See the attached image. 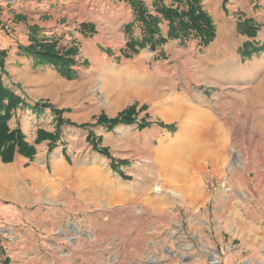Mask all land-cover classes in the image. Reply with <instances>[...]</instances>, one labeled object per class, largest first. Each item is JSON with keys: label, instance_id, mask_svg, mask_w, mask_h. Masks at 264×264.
<instances>
[{"label": "rangeland", "instance_id": "374dc122", "mask_svg": "<svg viewBox=\"0 0 264 264\" xmlns=\"http://www.w3.org/2000/svg\"><path fill=\"white\" fill-rule=\"evenodd\" d=\"M201 1L217 26V39L207 48L200 50L196 40L186 45L173 40L160 50L140 51L153 93L146 105L134 101L126 108L136 104L137 121L155 124L159 134L148 138L136 123L125 135H106L102 143L118 166L115 170L109 158L111 168L122 171L131 185L132 201L101 210L55 209L52 216L30 207L18 215L5 211L0 264L8 257L9 264H264V0ZM0 2V47L8 55L29 43L32 25L58 39L60 49L79 47L72 71L60 73L49 63L35 68L50 65L72 80L95 60L105 59V68L139 60V52L123 54L127 37L119 24L134 16L127 0ZM17 14L25 19L19 21ZM89 17L100 20L98 28ZM167 29L165 22L163 34ZM117 88L97 80L85 87L84 103L114 117L126 109L113 104ZM36 105L18 107L11 121L13 128L21 122L28 138L36 136L34 145L43 143L48 153L62 152L74 163L101 155L86 130L72 125L92 123L96 113L86 121L62 116L58 134L53 109L62 115L72 109L45 102L53 120L50 110ZM146 109L155 120L143 117ZM41 130L60 137L53 149L49 138L36 142ZM159 161L168 172L160 173Z\"/></svg>", "mask_w": 264, "mask_h": 264}, {"label": "crops", "instance_id": "0c3cea01", "mask_svg": "<svg viewBox=\"0 0 264 264\" xmlns=\"http://www.w3.org/2000/svg\"><path fill=\"white\" fill-rule=\"evenodd\" d=\"M165 1L171 2V0ZM6 2L7 5L11 3ZM3 6L0 2L1 10H3ZM116 14L119 13L116 12ZM116 14L111 13V16L115 19V16H118ZM95 18L89 17L88 20L95 23L98 28L96 23L100 20ZM130 20L131 17L128 20H122L119 25L123 27ZM116 24L118 23L116 22ZM112 26L108 25L107 28L112 29ZM0 49L3 48L0 47ZM139 55V60L135 57L131 59V62L123 63L120 67L117 64H112L105 68L104 64L107 62L105 59H103L104 62L95 60L87 72L81 71L79 78L69 80L50 65L35 68V60L20 52L12 56L8 55L9 59L8 56L6 57V73L3 75V79L7 86L22 97L24 103H38L43 108V104L48 102L52 103L54 108H71V112L63 113L62 116L65 119L69 117L73 120L86 121L89 114L99 115L101 113L99 112L100 106L84 103L85 87H89L97 80L106 84L113 82L116 87H119L117 88V99L113 100V104L119 107V111L134 101L142 102L145 105L148 103L153 90L148 86L150 82L147 68L144 67V63H140L143 59L141 52ZM138 61L141 64H139V68L137 67ZM173 104L176 105L177 102L174 101ZM51 108L43 109L50 110V115L55 120ZM143 112V117L146 116L147 121L155 120L149 113L150 109ZM16 113L15 111L14 116ZM115 113L117 114V112ZM115 113L113 114L116 115ZM93 120L94 118H92ZM133 125L137 124H120L112 131L97 125L91 130L96 136L102 137L103 143L106 135H125L123 132ZM17 126L21 127L27 140L33 144L36 136L28 138L21 122ZM158 130L155 124L143 129L148 138L157 136ZM86 132L88 134L87 130ZM122 138H125L123 141H126V137ZM43 146V143L35 145L37 153L33 160L17 154L13 162H0V214L8 211L7 213L18 215V212L30 207L31 211L32 208H39L45 210V214L52 216L55 209L101 210L124 207L132 201L131 185L128 184L122 171L117 172L111 168L108 157L98 155L92 161L83 159L79 163H74L67 154L65 156L56 150L48 153ZM49 162L51 169H48Z\"/></svg>", "mask_w": 264, "mask_h": 264}, {"label": "trees", "instance_id": "16d2710c", "mask_svg": "<svg viewBox=\"0 0 264 264\" xmlns=\"http://www.w3.org/2000/svg\"><path fill=\"white\" fill-rule=\"evenodd\" d=\"M127 1L133 9L134 16L131 21L124 25L127 37L125 48H123L125 57H132L133 54H137L145 48H150L152 51L160 50L165 44L173 40H179L184 45L191 40H196L199 49L203 50L217 36L216 23L210 12L204 8L201 0H172L171 4H166L163 0H153L151 6L145 0ZM16 18L21 21L25 19V15L17 14ZM165 22H167L168 29L166 34H163L162 24ZM86 26H90L91 34L96 32L94 25L82 23V27ZM138 28L139 32L137 33ZM29 29V43L18 46L21 53L32 56L36 64H52L60 73L64 72V69L67 71L73 70L72 67L76 65V56L79 53L77 45L71 44L69 47L60 49L58 39L48 38L38 25H32ZM248 34L255 35L254 31H249ZM7 56L8 50L0 49V161L3 163L13 162L17 154L33 160L37 153L35 145L27 140L21 127L16 126L13 128L11 126L15 110L25 103L15 90L4 82L3 75L6 73L5 59ZM73 76L68 75L71 78ZM48 106L43 105L42 107ZM38 107L40 105L37 103L35 108ZM136 110L137 105L133 104L114 117L101 112L98 116H95V121L92 123L71 124L87 130V141L93 146L94 150L110 158L112 167L117 170L118 166L112 160L109 149L102 146V137L96 136L91 128L101 125L106 127L108 131H112L120 124L131 125L137 123L139 129L150 126L151 124L144 119L141 122L137 121ZM53 112L57 117V133L59 134L60 126L64 123L62 119L63 111L53 109ZM161 126L166 125L161 123ZM170 128L172 129V126ZM44 137L51 139L50 148L52 149L60 138L57 137V134L46 133L41 130L36 142ZM0 250L2 251L1 243ZM9 261L8 257L6 264H9Z\"/></svg>", "mask_w": 264, "mask_h": 264}, {"label": "bare ground", "instance_id": "6f19581e", "mask_svg": "<svg viewBox=\"0 0 264 264\" xmlns=\"http://www.w3.org/2000/svg\"><path fill=\"white\" fill-rule=\"evenodd\" d=\"M169 162V161H168ZM159 163V165H160V167H161V170H160V173L161 172H168V170H169V167H168V165L166 166V164H164V163H162V162H158ZM167 174V173H166ZM169 174H170V172H169Z\"/></svg>", "mask_w": 264, "mask_h": 264}]
</instances>
